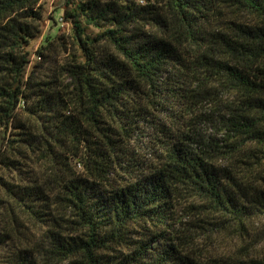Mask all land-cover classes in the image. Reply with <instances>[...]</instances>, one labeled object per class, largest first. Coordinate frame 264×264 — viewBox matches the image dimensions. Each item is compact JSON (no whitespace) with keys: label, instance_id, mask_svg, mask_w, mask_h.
Instances as JSON below:
<instances>
[{"label":"trees","instance_id":"obj_1","mask_svg":"<svg viewBox=\"0 0 264 264\" xmlns=\"http://www.w3.org/2000/svg\"><path fill=\"white\" fill-rule=\"evenodd\" d=\"M39 1L0 0V264H264V0H64L31 65Z\"/></svg>","mask_w":264,"mask_h":264},{"label":"rangeland","instance_id":"obj_2","mask_svg":"<svg viewBox=\"0 0 264 264\" xmlns=\"http://www.w3.org/2000/svg\"><path fill=\"white\" fill-rule=\"evenodd\" d=\"M40 11L42 14V21H41V33L38 38H36L34 41L30 43L28 46V51L31 53L30 60L31 65L33 62H36V64H41V59L39 60L34 52L38 48V46L42 43L44 37L46 36H55L57 34H67L69 27L66 23L62 21V23H59V19L61 18V10L64 3V0H40ZM61 49L56 52L55 55H52L50 59L48 60V64L43 66V69H41V73H46L47 71L44 70L47 67L52 68L53 66H56L58 63H60L63 59H66V54H62ZM30 69V66H29ZM37 70V69H36ZM223 99H225L224 96H222ZM208 109L212 112V109H214L212 103L211 104H204L203 109L201 110V113H207ZM200 129L202 132H210L208 125H201ZM0 175H2V171H0ZM187 219V216H184ZM192 218V217H191ZM251 231L254 232L256 235L261 236L260 244L257 246L259 248H264V223L258 222L254 226L251 227ZM263 239V240H262ZM202 242L204 243V248L206 250V253L209 254H216V255H222L226 252H231L232 249L235 248L237 245V241L231 237L230 235H227L226 233L222 232L220 234L215 233L214 235L208 237L207 239H203Z\"/></svg>","mask_w":264,"mask_h":264},{"label":"built area","instance_id":"obj_3","mask_svg":"<svg viewBox=\"0 0 264 264\" xmlns=\"http://www.w3.org/2000/svg\"><path fill=\"white\" fill-rule=\"evenodd\" d=\"M59 23H60V24L62 23L61 19H59Z\"/></svg>","mask_w":264,"mask_h":264}]
</instances>
